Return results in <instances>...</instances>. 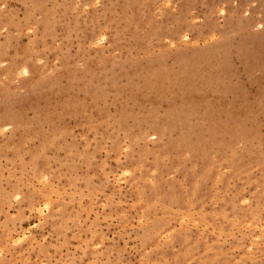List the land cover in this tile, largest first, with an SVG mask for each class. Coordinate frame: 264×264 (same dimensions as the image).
Returning <instances> with one entry per match:
<instances>
[{"label": "rangeland", "instance_id": "374dc122", "mask_svg": "<svg viewBox=\"0 0 264 264\" xmlns=\"http://www.w3.org/2000/svg\"><path fill=\"white\" fill-rule=\"evenodd\" d=\"M0 264H264V0H0Z\"/></svg>", "mask_w": 264, "mask_h": 264}, {"label": "bare ground", "instance_id": "6f19581e", "mask_svg": "<svg viewBox=\"0 0 264 264\" xmlns=\"http://www.w3.org/2000/svg\"><path fill=\"white\" fill-rule=\"evenodd\" d=\"M99 40H100V39H99ZM94 42H95V41H94ZM92 43H93V42H92ZM92 43H91V44H92ZM46 203H47V202H46ZM37 206H38V205H37ZM37 206H36V207H37ZM14 241H15V240H14Z\"/></svg>", "mask_w": 264, "mask_h": 264}]
</instances>
